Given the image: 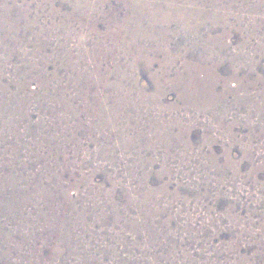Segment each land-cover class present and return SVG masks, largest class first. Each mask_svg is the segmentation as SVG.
<instances>
[{
    "label": "rangeland",
    "instance_id": "374dc122",
    "mask_svg": "<svg viewBox=\"0 0 264 264\" xmlns=\"http://www.w3.org/2000/svg\"><path fill=\"white\" fill-rule=\"evenodd\" d=\"M6 13L0 264H264V0H0ZM193 28L215 38L202 58ZM188 62H217L222 101L181 94Z\"/></svg>",
    "mask_w": 264,
    "mask_h": 264
},
{
    "label": "bare ground",
    "instance_id": "6f19581e",
    "mask_svg": "<svg viewBox=\"0 0 264 264\" xmlns=\"http://www.w3.org/2000/svg\"><path fill=\"white\" fill-rule=\"evenodd\" d=\"M84 1V0H83ZM89 1V0H87ZM171 1V0H170ZM79 2V1H78ZM82 2V1H81ZM164 2V1H163ZM167 4H168V1H166ZM9 4V3H8ZM151 4V2H150ZM159 5V4H158ZM165 5V4H164ZM177 5V4H176ZM149 6V5H148ZM78 7V6H77ZM92 7V6H90ZM167 7V6H166ZM82 8V7H81ZM173 8V7H172ZM78 9V8H77ZM94 9V8H93ZM144 9H147L146 11H144L143 13H141L140 15L136 16L135 18V24H136V33L140 34L141 37L143 35V32H146V36H149L151 35L152 33L156 32V23L153 21L154 18L156 17L155 14H152L150 16L149 14V10L150 8H144ZM170 9V8H169ZM89 10V9H88ZM186 10V9H185ZM136 11V10H135ZM166 12V11H165ZM188 12V11H187ZM187 12H185L184 10L181 11L180 13V20L184 23H187V24H190L189 23V20L190 19H193V16L191 14H188ZM7 14V13H6ZM11 14V13H10ZM79 14V13H78ZM166 14V13H165ZM201 14V13H200ZM5 15V14H4ZM161 15V14H160ZM168 15V13H167ZM202 16V15H201ZM166 17V16H165ZM195 18V17H194ZM201 18V17H200ZM164 19V18H163ZM171 19V18H170ZM169 19V20H170ZM19 20V19H18ZM161 20V19H160ZM179 20V19H178ZM177 20V21H178ZM199 20V19H198ZM157 21V20H156ZM9 22L10 23V20L8 19V14L7 16H3V17H0V30L2 29L3 25L5 23ZM16 22V21H15ZM14 22V23H15ZM148 23L149 24V27L146 28V29H142L140 26L142 23ZM170 22V21H169ZM179 22V21H178ZM193 22V21H192ZM197 22V21H196ZM200 22V21H199ZM165 23V21H164ZM177 23V22H176ZM202 23V22H201ZM124 24V23H123ZM161 24V22H160ZM195 26L197 25V23H194ZM8 25V24H7ZM184 25V24H183ZM204 25V24H203ZM158 26H159V23H158ZM181 26V25H180ZM201 26V25H200ZM8 27V26H7ZM190 27V26H189ZM188 27V28H189ZM18 28V27H17ZM16 28V29H17ZM122 28V27H121ZM130 29V28H129ZM92 30V29H91ZM121 30V29H120ZM191 30V29H190ZM96 31V30H95ZM158 32V31H157ZM3 33V32H2ZM121 33V32H120ZM162 31L159 32V35L161 37L162 36ZM100 34V33H99ZM104 34V33H103ZM115 34V33H114ZM191 36H193L195 39H202L204 37H202L199 33V30H197L196 28H193L192 31H191ZM6 35V34H5ZM101 35V34H100ZM108 35V34H107ZM110 35V34H109ZM116 35V34H115ZM155 35V34H154ZM94 36V35H93ZM98 36V35H97ZM104 36V35H103ZM6 37H9V36H6ZM117 37V36H115ZM226 37V36H225ZM118 38V37H117ZM130 38V37H129ZM109 39V38H108ZM133 39V38H132ZM139 39V38H138ZM158 39V38H157ZM112 40V38H111ZM141 40V39H140ZM214 40L215 38L212 37V35H209L208 37L204 38V40H201V41H198L197 43H194L191 47V50L194 54H196V57L197 58H202L204 54L208 53L207 51H211L212 49V45L214 43ZM222 41V40H221ZM108 42V41H107ZM116 42V41H115ZM155 42V41H154ZM167 42V41H166ZM4 43V42H3ZM119 43V42H118ZM153 43V42H152ZM159 43V42H158ZM106 44V43H105ZM121 44V43H120ZM157 44V43H156ZM215 44V43H214ZM199 46H201L203 49L199 48ZM97 48V46H96ZM222 48H224L222 46ZM113 49V48H112ZM131 49V48H130ZM214 49V47H213ZM218 49V48H217ZM14 50V49H13ZM128 50V49H127ZM139 50V49H138ZM141 50H143L141 48ZM221 50V49H220ZM190 51V50H189ZM94 52V51H93ZM132 52V51H131ZM135 52V51H134ZM128 53V52H127ZM210 53V52H209ZM212 53V52H211ZM131 54V53H130ZM135 54V53H133ZM145 55V54H144ZM66 56V55H65ZM141 56V55H140ZM176 56V55H175ZM194 56V55H193ZM69 57V55H68ZM139 57V56H138ZM212 57V56H211ZM216 57V56H215ZM67 59V58H66ZM135 59V58H134ZM173 59V58H172ZM175 59V58H174ZM207 59V58H206ZM204 60V59H203ZM210 60V59H209ZM135 61V60H134ZM192 61V60H191ZM205 61V60H204ZM33 63V62H32ZM71 63V62H70ZM138 62H134V64L136 65ZM153 62H148V64H145V65H149L151 66ZM214 63V65L217 63V62H188V64H186V70L188 71V77L187 76H184V75H179L175 80L172 81V78H171V81L172 83L180 90L181 94H184V95H190V98L191 96L193 97H197L198 99L197 100H200L202 99L203 102L204 101H207V100H212V103H211V106L212 105H216V103L218 104V101H222L221 99L223 97L219 96L216 91H215V88L214 84H210V81H209V74H210V64ZM39 64V63H38ZM73 64V62H72ZM79 64V63H78ZM84 64V63H83ZM133 64V65H134ZM154 64V63H153ZM69 65V64H68ZM82 65V64H81ZM118 65V64H117ZM132 65V64H131ZM175 65V64H174ZM138 66V65H137ZM136 66V67H137ZM79 67V66H78ZM132 67V66H131ZM170 67V66H169ZM119 68V67H118ZM147 68V67H146ZM149 68V67H148ZM134 69V68H133ZM166 70V69H165ZM79 71V70H78ZM136 71V70H135ZM121 73V72H120ZM161 73H164L165 74V71L161 70ZM212 73V72H211ZM77 75V74H76ZM84 75V74H83ZM153 75V74H152ZM168 75V74H166ZM171 75V74H170ZM215 75V74H214ZM124 76V75H123ZM159 76V75H158ZM76 77V76H75ZM82 77V76H80ZM97 77V76H96ZM125 77V76H124ZM175 77V76H174ZM79 78V77H78ZM162 78V76L160 75L159 76V79ZM219 78V77H218ZM83 80V79H82ZM170 80V79H169ZM214 80V79H213ZM216 80V79H215ZM86 81V80H85ZM168 82V81H167ZM11 83V82H10ZM166 83V82H165ZM80 85V84H79ZM168 85V84H167ZM169 85H171V87H173L174 85H172L170 82H169ZM26 86V85H25ZM216 87V86H215ZM4 88V87H3ZM8 89V88H7ZM171 89V88H170ZM225 89V88H224ZM175 90V89H174ZM178 91V90H177ZM141 92V91H140ZM9 95V94H8ZM12 97L10 98L9 102L16 104L17 103V96L16 95H11ZM202 97V98H200ZM189 98V97H187ZM8 99V97H7ZM24 100V99H23ZM185 100V99H184ZM192 100V99H191ZM195 100V99H194ZM196 100V101H197ZM144 102V101H143ZM200 102V101H199ZM198 102V103H199ZM10 103V104H11ZM208 103V102H206ZM90 104V103H89ZM18 105V104H17ZM202 105V104H201ZM11 106V105H10ZM94 106V105H93ZM98 106V105H97ZM13 107V106H12ZM19 108V107H18ZM22 108V107H21ZM4 109V108H3ZM7 109V108H6ZM3 111V110H2ZM96 111V110H95ZM13 112V111H12ZM22 112V111H21ZM20 112V113H21ZM5 113V112H4ZM101 113V112H100ZM2 114V112H1ZM11 114V113H10ZM15 115V114H13ZM25 115V114H24ZM20 116V115H19ZM25 117V116H24ZM28 117V115H27ZM5 117H3L4 119ZM13 118V117H12ZM29 118V117H28ZM7 119V118H6ZM11 119V118H10ZM20 119V118H19ZM16 120V119H15ZM27 120V119H26ZM30 120V119H29ZM12 121V120H11ZM20 121V120H19ZM1 122V121H0ZM6 123V122H5ZM12 123V122H11ZM24 123V122H23ZM4 129V128H3ZM16 133V132H15ZM14 133V134H15ZM41 133V132H40ZM14 136V135H13ZM37 144V143H35ZM25 148V147H24ZM56 149V148H55ZM16 154V152H15ZM63 156V155H62ZM41 158V157H40ZM23 160V159H22ZM16 161V160H15ZM20 166V165H19ZM22 166V165H21ZM1 171V170H0ZM6 172V171H5ZM11 183V182H10ZM30 186V185H29ZM21 191V190H20ZM51 191V190H50ZM7 194V193H6ZM18 194V193H17ZM43 194V193H42ZM43 197V196H42ZM51 198V197H50ZM1 201V200H0ZM2 202V201H1ZM17 202V201H16ZM4 203H2L1 205H3ZM12 205V204H11ZM13 206V205H12ZM11 207V206H10ZM14 207V206H13ZM8 208V207H7ZM47 221V220H46ZM59 224V223H58ZM56 226V225H55ZM58 226V225H57Z\"/></svg>",
    "mask_w": 264,
    "mask_h": 264
}]
</instances>
